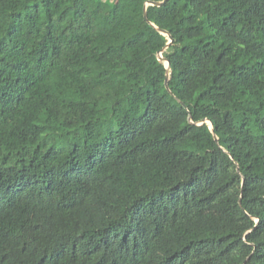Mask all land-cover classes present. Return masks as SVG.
I'll return each mask as SVG.
<instances>
[{
	"label": "trees",
	"instance_id": "obj_1",
	"mask_svg": "<svg viewBox=\"0 0 264 264\" xmlns=\"http://www.w3.org/2000/svg\"><path fill=\"white\" fill-rule=\"evenodd\" d=\"M156 1L0 0V264H264V0Z\"/></svg>",
	"mask_w": 264,
	"mask_h": 264
},
{
	"label": "water",
	"instance_id": "obj_2",
	"mask_svg": "<svg viewBox=\"0 0 264 264\" xmlns=\"http://www.w3.org/2000/svg\"><path fill=\"white\" fill-rule=\"evenodd\" d=\"M166 1H167V0L156 1V2H153V4L161 5V4H164ZM168 36H169V42H168V44H169V43L172 42V38H171L170 35H168ZM159 57H160V59L166 61V67H168V65H169V60L164 59V58L161 56V54L159 55ZM166 82H167V76H166V79H165V86H166V88H167L168 86H167V83H166Z\"/></svg>",
	"mask_w": 264,
	"mask_h": 264
}]
</instances>
